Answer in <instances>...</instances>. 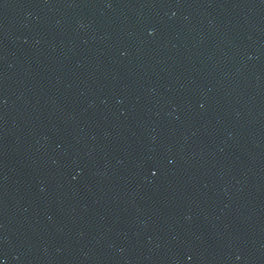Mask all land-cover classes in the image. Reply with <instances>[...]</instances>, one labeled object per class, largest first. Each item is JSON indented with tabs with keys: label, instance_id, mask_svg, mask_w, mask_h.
I'll use <instances>...</instances> for the list:
<instances>
[{
	"label": "water",
	"instance_id": "water-1",
	"mask_svg": "<svg viewBox=\"0 0 264 264\" xmlns=\"http://www.w3.org/2000/svg\"><path fill=\"white\" fill-rule=\"evenodd\" d=\"M0 264H264V0H0Z\"/></svg>",
	"mask_w": 264,
	"mask_h": 264
}]
</instances>
